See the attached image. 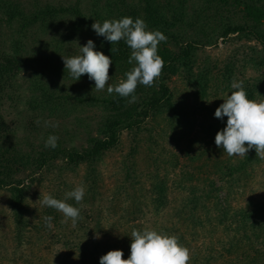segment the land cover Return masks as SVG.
Instances as JSON below:
<instances>
[{
  "label": "trees",
  "instance_id": "16d2710c",
  "mask_svg": "<svg viewBox=\"0 0 264 264\" xmlns=\"http://www.w3.org/2000/svg\"><path fill=\"white\" fill-rule=\"evenodd\" d=\"M0 10L6 15V21L11 27L16 24L18 36L9 46H12L11 51L0 46V189L8 191V205L14 219L18 244L24 239L29 226L47 234L51 229L46 227L43 217L51 216L53 227L58 229L54 235L63 239L65 248L79 253L78 260H75L78 264H100V257L108 247L96 248L100 242L95 241V235L89 232L87 223L89 218V222L93 219L89 213H93L92 208L68 200V203L80 208L81 216H84L70 229L71 220L61 223L63 215L48 207L40 210L38 222L34 223V210L38 208H32L28 202V191L19 175L28 171L26 176L34 181L37 178L42 180L48 173L53 178L51 184L54 183L50 195L63 199L67 191L76 187L65 181L63 173H81L80 182L86 186V194L94 196L101 180V164L108 154L118 151L123 178L114 186V195L119 194L129 200V205L122 208L125 213L117 219L119 240L130 247L131 231L145 229L142 224L135 222L140 218V212H143L141 204L144 202L139 195L146 192L155 211H158L169 202V188L182 186L187 189V195L175 207L174 213L191 230V234L198 235L199 230L218 228L227 232L226 246L216 249L211 241L203 260L196 255L191 256L190 264L217 263L218 260H225L226 264H264V195L248 198L238 206L229 202L232 189L243 187L264 159L257 157L255 149L250 150L244 158L228 155L221 158L219 155L223 150L216 146L215 135L226 126L227 118L224 117L213 130L208 131L203 127L195 130V115H190L183 102L184 95L171 86L180 80L186 88L192 89L193 99L201 102L209 97L216 98L223 92L231 95L234 91L231 88L233 80H242L249 99L264 101V0H103L101 3L92 0L86 7L81 0H76L73 5L46 3L32 10H25L19 1L0 0ZM125 16L142 18L149 30H160L167 36V41L158 46V54L164 59L165 66L155 84L152 87L138 85L135 92L137 100L134 103H128L131 97L108 94L107 85L103 91H96L95 82H84L88 79L86 74L71 85L68 92L64 91V80L71 76L64 63L57 61L58 66L53 71L61 77V83L41 74H36L37 77L30 82L31 91L38 89L39 93L28 100L29 107L47 113L42 117L46 125L44 130H41L43 126H34L41 135L38 143L35 145L29 140L23 143L14 140V131L1 112L2 100L6 96L13 97V91L17 89V73L30 63L28 58L24 61L21 55L20 40L25 33L35 28H38L33 30L35 32L39 29L44 32L43 27L48 26L52 35L59 36L58 42L62 46L58 48L64 52L63 55L70 53L64 42L78 38L93 40L96 50L104 52L113 61L109 69V85L115 86L126 79L125 73L134 66L127 62L131 49L123 40L111 45L104 37L97 36L91 25L95 20L102 23L105 19ZM230 35L254 42L248 45L242 58L235 55L233 60L223 66L216 60L201 58V48L216 45L218 38L223 40ZM51 44L52 40L45 43V46ZM111 47L119 51L111 53ZM31 56L34 58V55ZM45 59H49V56H45ZM241 59L243 61L238 64ZM247 68L251 70L248 76L245 75L246 70H241ZM78 106L98 112L88 117L94 122L95 130H86V143L74 145L65 138V131L63 133L52 125L54 120L63 117L65 113H71ZM48 119L53 120L48 122ZM76 120L82 125L80 117ZM172 125L175 130L169 129ZM177 127L180 132L175 137L173 133ZM185 134L188 136V161H180L177 153L165 156L169 165L171 163L175 182L168 183L167 174H159V163L154 160L144 173L149 178L145 188V182L140 178L144 171L140 170L137 162L143 142L148 143L150 153L154 147V157H160L162 152L156 148L163 144L164 135L168 141H180ZM200 134L210 148L206 143L197 148ZM50 135L59 137L55 149L45 148V141ZM202 156L204 158L199 163ZM260 170L264 173V164ZM218 181L220 184H217ZM221 189L224 190V196L220 194ZM99 224L97 220L95 226ZM153 229L175 235L183 246L188 245L183 233ZM84 234L88 237L85 238Z\"/></svg>",
  "mask_w": 264,
  "mask_h": 264
},
{
  "label": "rangeland",
  "instance_id": "374dc122",
  "mask_svg": "<svg viewBox=\"0 0 264 264\" xmlns=\"http://www.w3.org/2000/svg\"><path fill=\"white\" fill-rule=\"evenodd\" d=\"M19 1L21 6L25 9H33L43 7L46 3L54 5H73L76 0H15ZM82 5L90 4L92 0H81ZM101 3L103 0H97ZM136 2V0H132ZM16 24L11 27L6 21V15L0 10V46H3L8 51H11V42H13L18 36L16 33ZM36 30L38 28H35ZM32 29L29 33H25L22 37L21 43V55L24 61L28 58L30 63L24 65L17 73L16 82L17 89L13 91V97L6 96L2 100V114L6 123L13 129L14 135L12 136L14 140L18 142H26V140L33 141L35 145L38 143L40 134L36 132L34 126H38L41 130H44L46 126L42 122V117H45L47 113L45 111H40V109L33 110L29 107L28 100L32 95H37L39 90L35 89L31 91V80L36 78V74H41L46 76L47 79L53 81L62 82L59 75L54 74L53 68L57 64V61L63 62V56L73 57L80 55V46H83L87 43L86 39L78 38L74 41L64 42L67 45L70 53L69 55L61 52L58 46L59 36L52 35V31L48 26H44L43 30L39 29L37 32ZM53 41V44L45 46V43ZM56 43V44H55ZM254 42L246 38H238L236 35H230L228 38L223 39L218 38L216 45H207L204 48L199 50V54L202 59L210 58L211 60L218 61L220 66H223L229 60H233L235 55L239 58H242V55L245 51L248 50V45L253 44ZM55 44V47H54ZM64 45V46H65ZM62 46V45H61ZM66 47V46H65ZM66 47V48H67ZM31 55H34L32 58ZM45 56H49V59H45ZM32 59H35L32 61ZM243 60L238 62L241 64ZM246 70L245 75L248 76L251 74V70ZM40 75V76H41ZM39 76V77H40ZM85 83L94 82L92 80H85ZM76 81H73L72 77H68L64 80V91H68V88H71V85H74ZM178 93L184 95L186 107L190 115H195V130L203 127L208 131L213 130L215 125H218L222 120L215 117V110L222 104L224 101L223 96L229 95L227 92L220 93L216 98H207L204 101L198 102L194 100L192 96V89L186 88L180 80L175 81L171 84ZM73 92V91H72ZM199 105V106H198ZM91 110V109H90ZM87 107L78 106L71 113H65L63 117H59L54 120V125H58L60 131L66 132V139L69 140V143L74 145H80L86 143V130L94 131L95 125L88 117L90 115H95L98 111H90ZM77 117H80L83 121L82 125L78 124L76 120ZM226 117V116H225ZM227 118V117H226ZM53 119H48L50 122ZM38 122V123H37ZM53 122V121H52ZM170 130H175V126H171ZM40 130V132H42ZM207 131V132H208ZM180 128L177 127L176 131L173 133L174 136H178ZM167 135V134H166ZM166 135L163 136V144L158 146L156 149L161 150L162 156L154 157V147L153 152H149L146 142H143V146L137 155V162L141 171H144L140 178L144 180V186L147 188V181L149 178H146L144 174L149 169V164H153L154 160L159 163V174L161 176H166L168 183L175 182L176 176L173 175V169L169 165L168 159L165 157L168 153H177L179 160L182 162H187L188 158L186 156V151L188 149L187 134L185 137H182L181 140H167ZM27 138V139H26ZM210 148V145L203 139V136L200 134L197 139V148H200L202 144ZM27 144V143H26ZM200 146V147H199ZM195 148V146H194ZM29 148H27L28 150ZM196 149V148H195ZM215 149V148H214ZM216 150V149H215ZM217 152V151H213ZM221 158H225L227 154L221 152L219 155ZM153 158V161H152ZM204 156H202L198 161L202 162ZM238 158V157H232ZM261 166L256 167L253 171V174L248 179L247 183L243 187H238L232 189L229 202L232 205L238 206L242 205L245 200L248 198H257L264 195V173L260 168ZM152 166V165H151ZM120 164V155L118 151H113L108 154L104 162L101 164L100 168V182L99 186L96 189L95 193L92 196L91 194H85V198L81 202L83 205H86L85 208H92L93 213L90 215L93 216L92 221L88 219L89 232L93 233L95 236L99 233L100 238H95V241L100 242L96 248L101 249L102 247L107 246L106 253L110 250L121 249L124 253L123 258L127 259L130 255V247L118 239L117 235L119 234V225L117 219L122 217V214L125 212L122 211V208L129 205V200H126L124 196L115 194L116 192L114 186L119 184L123 178V171L121 170ZM28 171L22 172L19 176L23 178V185L28 191L27 200L32 205V208H38L34 210L36 215H33L32 222L37 223L38 218L40 217V210L44 209L41 207L40 199H42L43 194H50L54 190V183L51 184L52 177L48 173L41 180L40 178L31 181V179L26 176ZM65 181L69 185H80L81 173H63ZM159 175V176H160ZM49 176V177H48ZM220 184V181L217 182ZM86 187V186H85ZM131 190V189H130ZM143 192L142 195H139L144 202L141 204L143 212H140V218L135 222L142 224L144 228L153 229H170L174 233H183L185 240H187L188 245L186 246L191 253V256H198L202 258L209 251V244L213 242V246L216 249H219L220 246H226V233L222 228L214 230H199V234H191V230L183 225L178 217L175 215L174 210L178 203L187 195V189L185 187L179 186L178 188L170 187L168 190V199L169 202L163 206L158 211H155L154 205L151 200L148 198V195ZM222 196H224V190L221 189ZM41 195V197H40ZM40 197V199H39ZM133 209V207H132ZM34 213V214H35ZM82 217H84L82 215ZM125 218L123 217V220ZM82 220V219H81ZM100 222L99 225L95 226V222ZM115 222V225H114ZM72 224V222L70 221ZM128 225L131 224L127 223ZM73 226L69 224V229ZM178 228V229H177ZM50 231L46 233L37 232V230L32 226H29L27 229L24 239H22L18 244L17 239L15 238L14 230V219L12 218V212L8 205V191L0 189V264H78V252L72 251L68 248H65L63 245V239H58L55 233H57V228H50ZM84 237L88 236L84 234ZM84 239V238H81ZM210 242V243H209ZM104 244V245H103ZM108 244V245H106ZM114 244V245H112ZM243 246V245H242ZM105 253V254H106ZM229 257V255L227 254ZM191 263V260L189 264ZM208 264H226V261L218 260L217 263L209 262Z\"/></svg>",
  "mask_w": 264,
  "mask_h": 264
},
{
  "label": "clouds",
  "instance_id": "9594fccd",
  "mask_svg": "<svg viewBox=\"0 0 264 264\" xmlns=\"http://www.w3.org/2000/svg\"><path fill=\"white\" fill-rule=\"evenodd\" d=\"M91 27L97 36L104 37L111 45L123 40L131 49L127 62L134 66L125 73L126 79L115 86L109 85V69L113 61L104 52L97 51L91 39L80 46V55L62 57L65 69L73 81H78L86 74L89 80L95 82L96 91H103L107 85L108 94L131 97L128 103L136 102L138 85L152 87L162 75L165 61L158 54V46L167 41V36L160 30H149L144 19H133L130 16L105 19L102 23L95 20ZM110 51L118 52L119 49L111 47ZM243 84L242 80H233L231 88L234 91L231 95L220 97L224 102L216 108L214 115L221 120L226 116L227 123L222 130L217 131L215 144L229 157L244 158L250 150L255 149L257 157L264 159V101L249 99ZM58 139L56 135H50L45 141V148L55 149ZM85 194L86 188L80 184L67 191L63 199L54 198L47 193L43 194L42 199L40 195L39 199L41 207L54 209L63 215L61 223L71 220L75 227L83 218L81 209L67 201L74 200L76 204H81ZM43 219L46 227H53L51 216ZM130 237V255L127 259L123 258L121 249H114L100 257V264H189L191 260L190 250L175 235L145 228L142 231L133 229ZM95 238H100L99 233Z\"/></svg>",
  "mask_w": 264,
  "mask_h": 264
}]
</instances>
